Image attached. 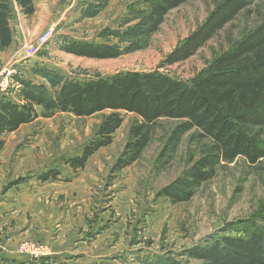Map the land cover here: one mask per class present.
Here are the masks:
<instances>
[{
  "label": "rangeland",
  "instance_id": "374dc122",
  "mask_svg": "<svg viewBox=\"0 0 264 264\" xmlns=\"http://www.w3.org/2000/svg\"><path fill=\"white\" fill-rule=\"evenodd\" d=\"M218 1L188 0L171 10L157 31L147 33L138 27L146 14L145 0H34L31 16L12 0L14 42L0 47V101L19 103L26 81L53 92L57 75L87 81L122 71H159L191 80L264 15V0H256L249 12L241 13L195 55L163 66L165 56ZM86 7L89 17L82 15ZM49 29L50 42L26 56L25 47ZM73 40L118 45L124 53L92 59L61 49ZM37 108L38 118L0 136V264H164L167 257L202 264L184 257V250L213 237L242 234L244 229H237L240 222L252 218L264 203V160L249 166L241 157L221 164L215 177L201 184L188 201L160 197L159 192L188 166L184 140L171 163L157 168V156L176 124L172 119L159 121L139 160L115 169L129 129L140 119L126 111H121L124 122L113 142L75 171L65 161L80 155L97 137L111 111L44 117ZM256 132L264 141V129ZM52 169L60 172L58 177L42 180Z\"/></svg>",
  "mask_w": 264,
  "mask_h": 264
},
{
  "label": "trees",
  "instance_id": "16d2710c",
  "mask_svg": "<svg viewBox=\"0 0 264 264\" xmlns=\"http://www.w3.org/2000/svg\"><path fill=\"white\" fill-rule=\"evenodd\" d=\"M187 1L145 0L146 14L138 27L154 33L171 10ZM255 1L219 0L204 21L165 56L163 66L195 55L241 13L249 12ZM16 2L25 15L35 13L34 0ZM98 5L105 6L102 2ZM87 14V7L82 8V15L89 17ZM13 16L12 0H0L1 48L14 42ZM61 49L92 59H114L124 53L118 45L83 40L65 42ZM54 80L53 92L43 84L26 81L20 90L19 103L2 98L0 136L38 118L37 107L42 108L44 117L58 112L89 117L111 111L99 125L97 137L85 144L80 155L65 161L76 171L84 168L100 148L113 142V134L124 122L121 111H126L140 119L131 125L129 139L117 160L115 169H123L141 158L160 120H175L155 161L158 169L166 167L186 140L187 168L158 194L174 202L190 200L201 184L215 177L223 163L241 157L249 166H257L264 160V141L256 132L264 129V15L191 80L159 71H122L87 81L57 75ZM59 173L52 169L41 179H55ZM240 223L243 225L236 228L244 229L242 234L213 237L184 250L182 255L202 264H264V203L252 218ZM164 264L182 262L167 257Z\"/></svg>",
  "mask_w": 264,
  "mask_h": 264
},
{
  "label": "built area",
  "instance_id": "2783aa9c",
  "mask_svg": "<svg viewBox=\"0 0 264 264\" xmlns=\"http://www.w3.org/2000/svg\"><path fill=\"white\" fill-rule=\"evenodd\" d=\"M47 34V35H46ZM53 35V31L51 29L45 31L43 35L38 40V44H30L25 47V55L32 56L38 52L41 46H45L48 42H50L51 37Z\"/></svg>",
  "mask_w": 264,
  "mask_h": 264
},
{
  "label": "bare ground",
  "instance_id": "6f19581e",
  "mask_svg": "<svg viewBox=\"0 0 264 264\" xmlns=\"http://www.w3.org/2000/svg\"><path fill=\"white\" fill-rule=\"evenodd\" d=\"M37 44H38V42H36ZM41 47H43V46H41ZM39 51V50H38ZM33 56V55H32ZM28 57H31V56H28Z\"/></svg>",
  "mask_w": 264,
  "mask_h": 264
}]
</instances>
